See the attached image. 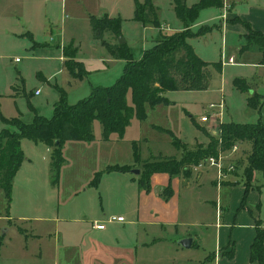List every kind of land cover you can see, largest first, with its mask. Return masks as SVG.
Instances as JSON below:
<instances>
[{
    "label": "rangeland",
    "instance_id": "374dc122",
    "mask_svg": "<svg viewBox=\"0 0 264 264\" xmlns=\"http://www.w3.org/2000/svg\"><path fill=\"white\" fill-rule=\"evenodd\" d=\"M168 1L154 0L161 9L159 22L165 28L162 29L159 22L157 27L150 25L160 29L153 33V37H160L161 41L163 37L174 34L172 30L178 25L168 14ZM144 2L0 0V114L7 119L18 117L31 123L34 114L30 104L40 116H52L59 97L55 88L64 90L69 104L76 105L89 97L91 86L113 85L122 69L117 65L108 68L101 62L107 51L94 41L89 19L100 18L104 14L121 19V34L134 41L131 51L137 59L146 41L142 38V28L133 18L137 4ZM147 20L154 21L148 11ZM27 31H31L32 38L23 35ZM18 35L21 37H16ZM105 39L108 43L117 42L113 34H107ZM72 41L80 46L76 57L90 72L83 83L71 77L62 55L64 48L77 50L70 45ZM208 43L209 48L200 44L196 49L208 61H217L222 51L221 37L215 34ZM93 44L98 46V50ZM226 50L229 53V49ZM181 58L182 54L174 57L177 61ZM15 59H20V62L16 63ZM224 65L228 63L224 62ZM234 71V68H227L223 94L226 101L232 96L229 78ZM39 73L50 80L49 84L40 81L37 77ZM221 82V78L215 76L206 92L167 93V103L155 108L146 105V120L140 122L134 118L122 138L112 135L114 142L103 140L102 126L95 121L93 142L64 144V163L57 183L51 169L50 150L42 143L34 145L23 140L25 161L14 178L11 199L0 192V264H203L206 255L215 249L213 235L206 246L184 249L179 243L186 235L185 226L150 234L151 239L158 237L161 240L150 247H137L141 244L137 240L143 228L137 222L138 195L144 189L138 180L132 181V178H137L132 171L142 169L141 165L129 173H104L97 186L93 183L95 175L108 166L134 164L133 141L139 146L141 160L176 155L179 152L173 147V141L182 143L188 149L206 143L207 133L197 126V120L208 111L210 103L220 100ZM37 90H40V95L35 96ZM10 92L13 97L9 96ZM245 101L244 104L236 102L233 105L230 112L232 118H225L226 122L256 121V115L248 111ZM128 102L130 105V96ZM207 124L202 126L209 129L211 125V134L213 129L217 131L221 126L213 120L209 126ZM5 127L0 120V132ZM239 147L235 152L232 149L222 154L223 180L229 176L246 175L247 155L251 148L249 144H239ZM173 159L187 162V151ZM184 165L186 168L190 166L188 163ZM252 177V183L255 177L263 180L260 173ZM154 187L152 183L151 188ZM118 216H123L126 223H108ZM95 223L106 224L107 230H93ZM204 230L203 226L190 227L187 233L198 235Z\"/></svg>",
    "mask_w": 264,
    "mask_h": 264
},
{
    "label": "trees",
    "instance_id": "16d2710c",
    "mask_svg": "<svg viewBox=\"0 0 264 264\" xmlns=\"http://www.w3.org/2000/svg\"><path fill=\"white\" fill-rule=\"evenodd\" d=\"M176 17L183 23L185 32H177L162 38L155 47L144 52L139 61H135L126 44L111 46L105 41L108 33L116 38L121 34V19L90 18L93 39L101 42L115 58L126 62L125 72L120 79L110 87L93 88L91 95L76 105L68 103L64 90L58 89L59 100L54 106L53 116L48 119L38 115L30 104L34 114L31 124H25L20 118L5 119L0 114V120L6 127L0 132V192L10 200L13 182L25 158L21 143L23 140L34 144H44L52 150L51 169L54 172L55 183L58 181L60 168L64 163L63 146L67 142L79 141L91 143L95 140L93 125L95 121L102 126V137L105 142L111 135L123 137L125 130L132 120L137 118L143 122L147 118L146 105L155 108L159 104L168 102L165 95L169 92H203L207 91L211 76L206 71L209 64L203 62L188 45L187 40L201 35L191 32L190 27L198 19L200 12L208 7L222 4V0H202L198 5L188 8L186 0H173ZM147 11L154 21L147 20ZM133 21L158 26L156 10L152 0H145L137 4ZM160 25V24H159ZM247 29V48L252 44L264 46V37L252 31L249 25L243 23ZM193 33V34H192ZM76 50L63 49L66 67L70 75L77 80H84L88 72L82 63L75 60ZM182 54L181 60H175ZM184 55V58H183ZM221 71L220 64L213 65ZM41 80V77L38 76ZM245 91L246 87L241 88ZM128 96L131 104L129 105ZM29 99V97H28ZM29 101V100H28ZM30 102V101H29ZM207 147L199 146L195 151H187V162L173 158H156L153 161H140L139 149L133 144L135 163H141L142 171L138 179L139 185L146 191L150 190V179L156 173H166L171 176L187 174L186 169L198 165L203 160L218 157L220 153L230 151L234 146L249 144L251 150L247 155L246 191L252 185L253 174L260 173L264 182V122L255 124L223 123L219 128L218 137L208 135ZM175 139V138H174ZM173 145L180 149L176 141ZM188 163L190 166L184 165ZM130 167L112 166L96 174L94 186H97L104 173H129ZM260 188L258 187V191ZM172 191L168 187L162 197L168 200ZM251 261L264 264V231L258 229L254 244L251 247Z\"/></svg>",
    "mask_w": 264,
    "mask_h": 264
},
{
    "label": "crops",
    "instance_id": "0c3cea01",
    "mask_svg": "<svg viewBox=\"0 0 264 264\" xmlns=\"http://www.w3.org/2000/svg\"><path fill=\"white\" fill-rule=\"evenodd\" d=\"M201 1L202 0H187L186 4L188 8H192L193 6L198 5ZM221 4L222 5L220 7L212 6L205 8L200 12L198 19L190 27V30L195 34L197 32L203 33L199 36L187 40L188 45L194 49L196 55L203 62L209 64L208 68L206 69V71L211 76L208 90L210 89L211 83L215 76H219L222 81L220 89L222 95L220 100L217 103H210L208 105V111L198 117L197 120V126H199V128L203 132L214 137H218L219 129H217V131H214L213 129V134H211V132L209 131V129H212L211 125L209 126L211 121L209 122V124H207L209 126L208 129L207 126H202L200 119L205 116H210L212 114V111L209 110V106L211 104H218L221 100L224 101L225 110L222 120H217V123H236L232 120L226 122L225 118H228L229 116L230 118H232L230 112L236 102L241 103L240 99H242L243 104L244 100H246V107L249 109L248 111H251L253 113L252 115H256V121L254 123L237 124H255L258 121L264 122V46L262 47L256 44H252L247 48L248 44L246 41V36L248 35V31L243 26V23L249 25L252 31L259 33L264 37V0H222ZM152 5L156 10V18L159 22V13L161 12V9L154 3V0H152ZM166 8L168 9V14L178 24L172 31L174 33L184 31L185 29L183 23L176 17L175 5L173 3V0L168 1ZM105 15L108 16L107 14H104L100 18H103ZM135 23L139 24L142 28V38L146 41L137 59L131 51V47L133 46L134 41L125 37L124 33H122V37L124 38L125 44L129 49V52L131 53L133 59L135 61H139L145 51L152 49L159 41H161L160 37H157L156 39H154L153 37V33L156 32V30L159 31L160 29H154L153 27H151L152 23H150L151 25H144L143 23L137 21H135ZM160 27H162V29L165 28L162 24H160ZM149 32H151V34H149ZM215 34L219 35L222 39V51L217 61H208L204 58V54H201L199 50L196 49V46L198 45L200 47V44H202L205 46L204 48H209L208 40L211 39ZM23 35H27L31 38L33 36L31 31H27ZM16 37L21 36L18 35ZM118 40L119 38H117L116 43H108L105 39V41L111 46L120 45ZM98 43H100V45L102 46L101 42L96 41V44ZM228 43L230 47H228ZM96 44H93V46L98 50V46ZM70 45H74L75 49L77 48L76 51H78L80 48V46H77L74 41H72ZM226 49H229V53ZM106 51L107 56L101 58V62L104 63V66L108 68H112L115 65L119 66L122 69V73L120 75V77H122L125 72L126 62L124 60L115 58L107 49ZM231 58L234 59V64L224 65V62L227 63ZM75 60L84 65V63L82 61H79L77 57H75ZM214 64H220V72L217 71V69L213 66ZM227 68H234L235 71L229 78V81L231 82L232 96H230L226 101L225 95L223 94L225 93L224 88L227 81L225 79ZM85 70L89 73V77L90 72L86 68ZM38 76L41 77L40 81L49 84L50 80L47 79L42 73H39L37 77ZM120 77L116 80V82L120 79ZM86 78L84 80H78L79 83H83L84 81H86ZM97 87L103 86H91V92L93 88ZM244 87H246V90H241V88ZM55 89L57 93H59L58 89L60 88ZM23 92L27 97V93L25 91ZM37 92H40V90H37L34 93L35 96L40 95V93L36 95ZM11 94L12 92H10L9 96L13 97V95ZM58 100L56 101V103L58 102ZM33 120L31 121V123L33 122ZM24 123L31 124L26 122ZM153 127L159 131H165V129L161 127ZM111 137L108 142H114ZM146 142L147 140L145 141V143ZM133 144H136L138 146L136 141L132 142V147ZM208 144L209 139L207 138L206 143L198 144L193 149H188L182 143L180 144L181 148L177 149L172 142L173 147L179 153H176V155L171 157L159 156L156 158H178L184 154V151H195L199 146L207 147ZM237 148H240L239 145L237 146ZM49 150L52 153V150ZM151 158L152 159L148 158L147 160H141L140 157V161L154 162V160H156V158ZM205 161L206 160H203L198 165H194L186 169L187 174L185 175L180 174L171 176L166 173H156L151 177L150 190L146 191L144 189L138 195L139 199L137 207V222L143 228L140 231L137 240V242H140L141 244L137 245V247H150L151 245L158 243L161 239H159L158 237L151 239L150 234H154L155 232H159L160 230L168 231L172 227H175L177 229L178 227L185 226L187 227L188 231L190 227L195 228L197 226H203L205 230L199 231L198 235H196L195 233L189 234L186 231V235L185 237H183V239L191 238L193 240L192 247L196 246L200 248L201 246H206L205 244L208 241L209 237L213 235V239L215 240V249L213 252L206 255L203 264H257L251 261L250 254L251 247L254 244L257 236V230L260 229L264 231L263 180H261V178L259 177H255V182L252 183L250 190L247 192L245 186L246 178L244 176H229L222 182H218L217 169L215 171L213 167H209L207 164H205ZM133 162V165L126 166L130 167L131 171L134 168H139V166L141 165L140 162L135 163L134 157ZM139 170L142 171V169L140 168ZM140 174L137 175V178H132V181L138 180ZM152 183L155 184L154 189L151 188ZM168 187L171 188L172 195L168 200H166L164 199V197H162V193ZM258 187L260 188L259 191ZM118 217L124 218L123 216ZM124 223H126V220L124 221ZM93 230L95 229L93 228ZM21 232L23 233V231Z\"/></svg>",
    "mask_w": 264,
    "mask_h": 264
},
{
    "label": "built area",
    "instance_id": "2783aa9c",
    "mask_svg": "<svg viewBox=\"0 0 264 264\" xmlns=\"http://www.w3.org/2000/svg\"><path fill=\"white\" fill-rule=\"evenodd\" d=\"M16 63H19L20 62V59H16L15 60ZM228 65H233L234 64V59L231 58L229 59V61L227 62ZM39 92L36 93V95H38ZM209 110L212 111V114L210 116H205V117H202L200 119V122L202 124H207L209 123L211 120L213 121H217V120H222L223 118V114H224V110H225V104H224V101L221 100L218 104H211L209 106ZM237 146H234L233 148V152L237 151ZM222 154L223 153H220L218 157H212V158H209L205 161V164H207L209 167H213V168H216L217 169V172H218V180L219 181H222L224 179V175L222 173ZM124 218L122 217H117V218H111L108 223L109 224H112V223H124ZM93 228L96 230V231H104L106 230V224L104 223H101V224H98L96 223Z\"/></svg>",
    "mask_w": 264,
    "mask_h": 264
},
{
    "label": "water",
    "instance_id": "95a60500",
    "mask_svg": "<svg viewBox=\"0 0 264 264\" xmlns=\"http://www.w3.org/2000/svg\"><path fill=\"white\" fill-rule=\"evenodd\" d=\"M118 42H119L120 45L125 44V40H123L122 37H119ZM132 173H134L136 175H139L140 171L139 170H133ZM179 244L184 249H190L192 247L193 240L191 238L183 239V240L180 241Z\"/></svg>",
    "mask_w": 264,
    "mask_h": 264
}]
</instances>
